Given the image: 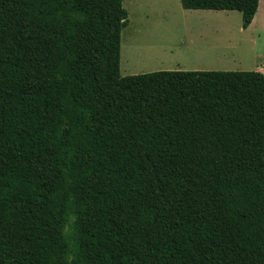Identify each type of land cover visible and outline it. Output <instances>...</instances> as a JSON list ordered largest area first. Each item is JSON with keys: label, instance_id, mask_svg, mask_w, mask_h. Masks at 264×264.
<instances>
[{"label": "trees", "instance_id": "16d2710c", "mask_svg": "<svg viewBox=\"0 0 264 264\" xmlns=\"http://www.w3.org/2000/svg\"><path fill=\"white\" fill-rule=\"evenodd\" d=\"M124 1L0 0V264H264V74L123 77Z\"/></svg>", "mask_w": 264, "mask_h": 264}, {"label": "rangeland", "instance_id": "374dc122", "mask_svg": "<svg viewBox=\"0 0 264 264\" xmlns=\"http://www.w3.org/2000/svg\"><path fill=\"white\" fill-rule=\"evenodd\" d=\"M167 8L161 0H125L123 77L158 71L264 70V0L256 24L243 29L238 11Z\"/></svg>", "mask_w": 264, "mask_h": 264}, {"label": "crops", "instance_id": "0c3cea01", "mask_svg": "<svg viewBox=\"0 0 264 264\" xmlns=\"http://www.w3.org/2000/svg\"><path fill=\"white\" fill-rule=\"evenodd\" d=\"M147 1H151V0H147ZM162 2H163V5L164 6H166L167 8H169V7H171L172 5H179V2H178V0H161ZM180 3H181V1H180ZM182 6V5H181ZM258 15V13L256 14V16H255V18H254V20H253V22L251 23V25L248 27V28H250V27H252L253 25H255L256 24V19H257V16ZM247 28V29H248ZM254 71H259V72H261V73H263L264 74V70L260 67V65H258L257 66V68L254 70Z\"/></svg>", "mask_w": 264, "mask_h": 264}]
</instances>
